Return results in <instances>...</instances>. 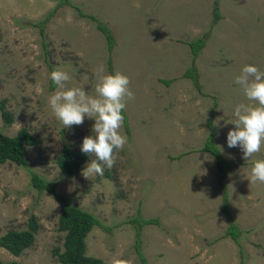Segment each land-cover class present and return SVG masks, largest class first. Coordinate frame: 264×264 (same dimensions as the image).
Returning a JSON list of instances; mask_svg holds the SVG:
<instances>
[{
  "label": "rangeland",
  "instance_id": "374dc122",
  "mask_svg": "<svg viewBox=\"0 0 264 264\" xmlns=\"http://www.w3.org/2000/svg\"><path fill=\"white\" fill-rule=\"evenodd\" d=\"M62 1L0 0V104L6 101L13 115L7 124L0 109V132L15 137L27 128L40 143L27 148L25 167L0 163V236L28 230L32 218L40 225L19 257L0 247V264H60L54 250H64L62 203L40 194L34 175L57 183L59 195L104 225L86 241L87 256L104 264L113 258L143 264L130 223L139 215L159 219L141 229L148 264H264V184L247 179L264 147L246 161L239 147L227 145L235 106L251 103L235 77L246 64L264 71V0H70L86 17L70 5L58 8L43 39L33 23ZM89 16L112 32V54ZM204 36L206 47L195 59L189 44ZM99 65L130 79L135 98L123 109L129 126L123 121L120 129L127 142L103 175H63L62 152H81L95 121L85 117L82 125L63 128L48 106L56 90L50 73L62 68L71 76L67 87L93 94ZM190 69L197 86L184 77ZM211 136L233 166L224 180L213 155L201 151ZM232 224L241 231L237 242L224 237Z\"/></svg>",
  "mask_w": 264,
  "mask_h": 264
},
{
  "label": "clouds",
  "instance_id": "9594fccd",
  "mask_svg": "<svg viewBox=\"0 0 264 264\" xmlns=\"http://www.w3.org/2000/svg\"><path fill=\"white\" fill-rule=\"evenodd\" d=\"M136 6L140 5L137 3ZM93 72L96 82L94 93L89 94L81 86L67 87L71 80L69 72L56 68L50 73L56 90L48 97V106L63 128L82 125L85 117L95 121L91 129L93 135L84 137L81 145L82 153L95 157L82 169L86 179L103 175L105 167L111 169L115 165L116 152L127 142L120 133L124 121L122 110L129 100L135 98L129 88L130 79L125 74L118 71L108 74L103 65L94 68ZM235 83L251 103L235 106L233 119L227 122L235 125L227 133V145L229 148L239 147L243 159L248 161L264 147V71L246 64L235 77ZM222 118H217L214 125L218 126ZM247 179L250 184H264V159L253 160ZM110 264L123 262L113 258Z\"/></svg>",
  "mask_w": 264,
  "mask_h": 264
},
{
  "label": "trees",
  "instance_id": "16d2710c",
  "mask_svg": "<svg viewBox=\"0 0 264 264\" xmlns=\"http://www.w3.org/2000/svg\"><path fill=\"white\" fill-rule=\"evenodd\" d=\"M219 0H216V3ZM65 5H70L74 7L81 17H86L83 11L72 4L70 0H63L59 3L57 8L50 12L41 22L33 23L34 27L40 29V34L43 39L46 37L47 24L52 19V15L59 8L61 9ZM58 9V10H59ZM215 21L217 22L221 15L219 13L218 7L214 11ZM91 20L97 22L94 17H87ZM98 29L106 36L108 41V50L112 54L113 49L116 45V39L112 35V32L105 24L97 22ZM206 38L199 39L198 41L191 42L189 44L194 58H198L201 51L206 47ZM111 62V57L109 58V64ZM54 70V69H53ZM184 77L195 78V84L198 85V77L195 69H190ZM167 86L172 84V81H164ZM0 109L2 111L3 119L5 123L11 124L13 121V115L6 110V101H2L0 104ZM122 115L124 117L125 125L128 128V119L126 113L122 110ZM39 141L36 140L27 128H23L15 137H9L0 132V163L3 164L7 161L14 162L20 166L25 167L26 152L28 147L39 145ZM202 152H207L213 155L216 160L217 166L220 170L222 180L225 178V174L233 167L229 164L226 159L222 156L218 147L214 144L213 137H209L207 144L201 150ZM182 157V156H181ZM89 156L82 152H75L71 148L66 147L62 152L60 158L58 159V166L61 168L63 175H76L78 174L86 164ZM179 158V157H178ZM109 176V174H108ZM32 186L39 191L40 194L48 192L53 196L59 197L62 203L61 214L59 217V230L66 233L65 244L63 252L54 250V254L57 256L60 264H104L100 259L91 258L87 256V238L93 229L98 227H104V225L91 213L80 209L76 205H72L64 197L59 195L57 191V183L48 182L41 177L34 175L32 178ZM222 188L224 193H226V184L223 183ZM223 211L227 214L228 202L226 198V203L224 204ZM131 224L134 225L137 234L136 249L140 253L143 264H148L147 259L141 252V229L146 225H158L159 219H143L140 215L136 218L131 219ZM40 225L35 218H32L29 223V229L25 231H14L9 232L5 236H0V247L6 249L12 255L19 257L24 253L25 250L31 248L35 241V235L38 233ZM241 236V231L234 224L230 226L226 237H232V239L237 242Z\"/></svg>",
  "mask_w": 264,
  "mask_h": 264
}]
</instances>
